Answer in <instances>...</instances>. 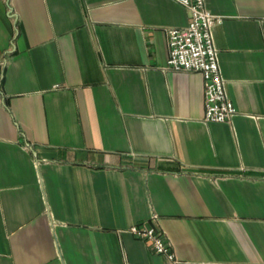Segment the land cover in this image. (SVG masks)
I'll use <instances>...</instances> for the list:
<instances>
[{
	"label": "crops",
	"instance_id": "crops-1",
	"mask_svg": "<svg viewBox=\"0 0 264 264\" xmlns=\"http://www.w3.org/2000/svg\"><path fill=\"white\" fill-rule=\"evenodd\" d=\"M238 111L166 71L173 0H0V264H264V0H205Z\"/></svg>",
	"mask_w": 264,
	"mask_h": 264
},
{
	"label": "built area",
	"instance_id": "built-area-1",
	"mask_svg": "<svg viewBox=\"0 0 264 264\" xmlns=\"http://www.w3.org/2000/svg\"><path fill=\"white\" fill-rule=\"evenodd\" d=\"M173 1L188 10L189 22L184 28L168 30L165 70L201 74L204 122L232 125L238 111L229 97L214 40V28L221 18L207 10L205 0ZM129 232L137 239L148 241L155 254L165 256L172 264H179L163 231L142 224L132 226Z\"/></svg>",
	"mask_w": 264,
	"mask_h": 264
}]
</instances>
